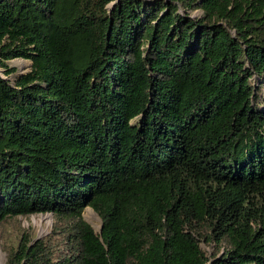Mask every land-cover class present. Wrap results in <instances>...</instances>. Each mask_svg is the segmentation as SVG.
<instances>
[{
	"label": "trees",
	"instance_id": "16d2710c",
	"mask_svg": "<svg viewBox=\"0 0 264 264\" xmlns=\"http://www.w3.org/2000/svg\"><path fill=\"white\" fill-rule=\"evenodd\" d=\"M0 68L8 264H264V0H0Z\"/></svg>",
	"mask_w": 264,
	"mask_h": 264
},
{
	"label": "rangeland",
	"instance_id": "374dc122",
	"mask_svg": "<svg viewBox=\"0 0 264 264\" xmlns=\"http://www.w3.org/2000/svg\"><path fill=\"white\" fill-rule=\"evenodd\" d=\"M149 1L152 3L154 0ZM180 10L181 12L187 11L181 5ZM187 12L191 13L193 17L203 15L200 9L188 10ZM8 64L17 69L15 74L8 77L12 83L17 75L25 74L31 68V61L23 59L11 60ZM0 76L4 77V71L1 68ZM82 217L96 232H99L102 221L92 208H85ZM60 223H66V221H60ZM59 227V222L51 213L17 216L6 220L0 226V264H8L9 252L16 250L22 240L42 241L53 252L55 258L59 257L65 249L63 245L65 233L60 231ZM201 247L209 255L220 254L219 246L215 243L202 242Z\"/></svg>",
	"mask_w": 264,
	"mask_h": 264
},
{
	"label": "water",
	"instance_id": "95a60500",
	"mask_svg": "<svg viewBox=\"0 0 264 264\" xmlns=\"http://www.w3.org/2000/svg\"><path fill=\"white\" fill-rule=\"evenodd\" d=\"M101 229H102V226H101V228H100V230H99V233H101Z\"/></svg>",
	"mask_w": 264,
	"mask_h": 264
},
{
	"label": "built area",
	"instance_id": "2783aa9c",
	"mask_svg": "<svg viewBox=\"0 0 264 264\" xmlns=\"http://www.w3.org/2000/svg\"><path fill=\"white\" fill-rule=\"evenodd\" d=\"M5 77V76H4Z\"/></svg>",
	"mask_w": 264,
	"mask_h": 264
}]
</instances>
